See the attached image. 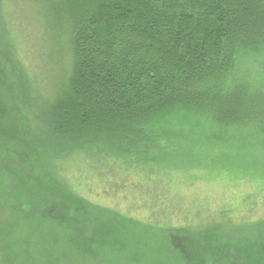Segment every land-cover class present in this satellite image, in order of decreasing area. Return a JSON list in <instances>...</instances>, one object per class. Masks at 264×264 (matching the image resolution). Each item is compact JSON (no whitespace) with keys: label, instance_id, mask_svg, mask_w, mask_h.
I'll return each instance as SVG.
<instances>
[{"label":"trees","instance_id":"1","mask_svg":"<svg viewBox=\"0 0 264 264\" xmlns=\"http://www.w3.org/2000/svg\"><path fill=\"white\" fill-rule=\"evenodd\" d=\"M33 1L47 11L52 83L47 93L40 85L47 75L38 79L46 96L34 95L11 44L0 40V203L12 213L0 221V264H264L261 225L227 235L148 231L69 192L49 160L41 162L54 148L126 160L145 158L161 139L169 152L180 137H211L227 143L243 168L253 167L264 151V92L256 91L264 0L16 3L25 11ZM61 41L67 49L57 58ZM14 104L23 117L19 134L6 112ZM241 134L246 152L239 156Z\"/></svg>","mask_w":264,"mask_h":264},{"label":"rangeland","instance_id":"2","mask_svg":"<svg viewBox=\"0 0 264 264\" xmlns=\"http://www.w3.org/2000/svg\"><path fill=\"white\" fill-rule=\"evenodd\" d=\"M16 1L5 0L1 5L0 40L11 44V54L28 73L33 94L46 96L45 91H50L48 86L52 83L49 84L52 46L41 14L47 11L36 1L24 11ZM63 3L62 7L67 8L66 2ZM64 42L56 45V56L59 48L67 49ZM68 61L66 52L64 66L68 67ZM55 63L58 74L60 63L58 60ZM259 72L256 91L264 92L261 85L264 75ZM46 75L47 79L40 84L45 91H39L38 79L43 80ZM2 94L7 95L4 91ZM41 100L39 104L45 103ZM6 112L12 131L19 134L22 115L15 104L12 110L7 106ZM241 136L240 141L237 140L239 156L246 152L245 136ZM180 138L173 144L178 149L163 152L161 147L168 141L161 139V147L145 149L148 155L145 158L134 155L126 160H114L76 150L65 153L64 148H54L46 150L41 162L46 165L45 158L49 160L47 169L69 192L115 217L141 224L148 231L198 232L217 228L215 231L227 235L235 227L253 224L264 227V151L257 153L253 167L243 168L245 161H234V153L220 139L215 142L206 137L209 139L203 143L206 138ZM254 166H258V170ZM43 169H46L44 165ZM6 209L0 203V221L4 224L12 216ZM253 253L259 255L256 250Z\"/></svg>","mask_w":264,"mask_h":264}]
</instances>
